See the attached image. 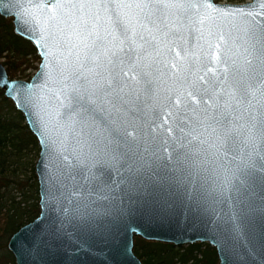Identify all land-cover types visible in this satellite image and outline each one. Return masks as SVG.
I'll use <instances>...</instances> for the list:
<instances>
[{
	"label": "water",
	"instance_id": "water-1",
	"mask_svg": "<svg viewBox=\"0 0 264 264\" xmlns=\"http://www.w3.org/2000/svg\"><path fill=\"white\" fill-rule=\"evenodd\" d=\"M0 0L40 63L0 90L39 152L14 264H143L135 237L264 264V0Z\"/></svg>",
	"mask_w": 264,
	"mask_h": 264
},
{
	"label": "trees",
	"instance_id": "trees-1",
	"mask_svg": "<svg viewBox=\"0 0 264 264\" xmlns=\"http://www.w3.org/2000/svg\"><path fill=\"white\" fill-rule=\"evenodd\" d=\"M220 1V0H217ZM0 59L10 78L23 79L32 61H39L34 47L16 36L12 20L0 17ZM37 70V66L34 67ZM30 76L28 77V79ZM10 100L0 90V264H14L6 248L9 236L39 213L37 189H25L24 175L35 177L39 147L35 137ZM15 192L22 197L16 200ZM25 193L30 198H23ZM31 201V203H27ZM134 252L143 264H216L215 248L192 243L175 246L135 237ZM5 249V250H4Z\"/></svg>",
	"mask_w": 264,
	"mask_h": 264
},
{
	"label": "rangeland",
	"instance_id": "rangeland-1",
	"mask_svg": "<svg viewBox=\"0 0 264 264\" xmlns=\"http://www.w3.org/2000/svg\"><path fill=\"white\" fill-rule=\"evenodd\" d=\"M246 1H248V0H220V2H229V3H242V2H246ZM0 61L2 62L3 61V59H0ZM3 63V62H2ZM37 65V61H33L32 63H31V65L26 69V71H25V74L27 75V76H25L24 78H23V80H27L28 79V77L29 76H32L33 74H34V72L36 71L35 70V66ZM16 79V78H15ZM23 117V116H22ZM22 122H24L25 123V121H24V119H23V121ZM30 173H27V174H25L24 175V178L27 180L26 181V184H27V186H25V189L27 188V189H32V184L34 183V186L36 187V189H37V180H36V176L32 179V177H30ZM22 195L23 194H21L20 195V193L19 192H15V196H16V200H19L21 197H22ZM37 196H38V191H37ZM23 198H30V197H28V194L27 193H25V196L23 197ZM38 202V201H37ZM27 203H31V201H29V202H27ZM203 244H207L206 242H204ZM7 248V247H6ZM5 250V249H4Z\"/></svg>",
	"mask_w": 264,
	"mask_h": 264
},
{
	"label": "flooded vegetation",
	"instance_id": "flooded-vegetation-1",
	"mask_svg": "<svg viewBox=\"0 0 264 264\" xmlns=\"http://www.w3.org/2000/svg\"><path fill=\"white\" fill-rule=\"evenodd\" d=\"M215 1H217V0H215ZM249 1H252V0H248V1H246V2H249ZM218 2H220V1H218ZM246 2H242V3H246ZM50 3V1L49 0H47L46 1V4H49ZM224 3H229V2H224ZM0 17H2V18H9V19H11V20H13V16H8V17H5V16H2L1 14H0ZM12 26H13V23H12ZM17 36V35H16ZM20 37V36H19ZM20 38H22V37H20ZM23 40H25V41H28V40H26V39H24V38H22ZM29 42V41H28ZM30 44H31V42H29ZM32 45V44H31ZM33 46V45H32ZM34 47V46H33ZM35 49V48H34ZM36 51V50H35ZM37 54V53H36ZM38 56V55H37ZM38 62H37V67H38V64L40 63V57L38 56ZM33 62V61H32ZM5 66V65H4ZM31 77V76H30ZM28 80V79H27Z\"/></svg>",
	"mask_w": 264,
	"mask_h": 264
},
{
	"label": "snow or ice",
	"instance_id": "snow-or-ice-1",
	"mask_svg": "<svg viewBox=\"0 0 264 264\" xmlns=\"http://www.w3.org/2000/svg\"><path fill=\"white\" fill-rule=\"evenodd\" d=\"M4 83V81L3 80H0V84H3Z\"/></svg>",
	"mask_w": 264,
	"mask_h": 264
}]
</instances>
